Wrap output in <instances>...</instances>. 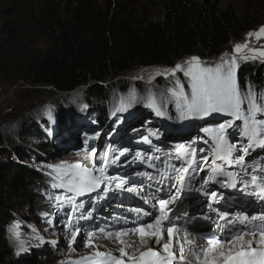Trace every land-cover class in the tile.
<instances>
[{
	"label": "trees",
	"instance_id": "1",
	"mask_svg": "<svg viewBox=\"0 0 264 264\" xmlns=\"http://www.w3.org/2000/svg\"><path fill=\"white\" fill-rule=\"evenodd\" d=\"M9 2L0 0V31L5 35V47L10 46L16 31L11 19L14 8H5ZM243 2L264 5V0H45L40 8L28 12L42 32L44 43L30 50L16 69V79L59 91L79 89L80 100L100 112L96 118L103 125L108 121L107 108L120 102L111 99L114 90L120 91L126 103L130 99L129 81L123 78L128 68L165 69L184 56L205 59V66L219 63L211 59L230 42L242 38L252 25L249 13L235 6ZM5 58L0 54V76L10 73ZM236 76L242 94L249 87L257 94L264 93V62L240 63ZM178 78L188 91L187 78L180 74ZM171 79L158 76L152 83L141 80L135 88L145 95L131 102L149 105L152 97L162 108L167 105L166 124L177 130V124L184 125L186 119L180 118L168 92L174 86ZM48 92L51 94L52 90ZM13 114L9 121L16 118ZM20 123L22 134L28 136L16 135L17 141L12 143L0 122V264L27 260L15 255L7 229L16 220L32 223L23 211L29 203L48 214L51 203H57L60 190L52 187L57 181L49 177L44 167L52 163L59 148L48 132L41 131L39 121L38 125ZM32 137L37 140L31 141Z\"/></svg>",
	"mask_w": 264,
	"mask_h": 264
},
{
	"label": "rangeland",
	"instance_id": "2",
	"mask_svg": "<svg viewBox=\"0 0 264 264\" xmlns=\"http://www.w3.org/2000/svg\"><path fill=\"white\" fill-rule=\"evenodd\" d=\"M9 1V4L6 5L5 8H14L15 13L11 19L14 22L16 31L10 46L6 47L3 44L5 35L0 31V54L6 57V66L10 67L8 76L6 74L0 76V122L2 123L4 131L9 134L8 137L11 142L15 143L17 141V136H23V138L28 136L22 134L23 126H21L20 122H26L25 124L27 125H32L33 123L38 125L37 121L40 122L41 131L44 134L45 131L46 133L48 132L51 140H53L54 144L59 148L52 163L44 165L47 169V174L52 173V175L48 174L52 180L55 173L50 166L75 162H82L90 165L93 158L90 156L89 150L92 148L97 150L95 161L98 166L102 155L104 153L108 154L110 164L107 169V175L110 178H116L115 181L109 179L102 185L101 189H97L90 194L75 196L74 202L77 205L75 211L72 210V204L68 199L63 201L61 206L54 202L51 203L52 205L47 215L42 214L41 209L38 208L37 205L29 203L24 207L23 211H25V215L31 219L30 221H32V223L26 224L23 220H16L11 223L7 229L10 245L15 255L27 257V260L25 262H20V264H73L75 260L85 257L94 251L93 248L84 246L87 239V232L93 231L95 232V243L99 245V250L112 251L118 256V249L123 245H121L117 239H115V241L110 239V241L104 238V234L98 231L99 228H105L108 231L124 228L120 226L115 227L116 221L114 222V219L112 220L109 213H107L106 210H109L108 207L110 205L107 206L105 200L107 202H114L117 198L116 182L123 179L125 184H127L131 173L136 170L135 168L141 166L144 162H149V145L145 147L139 146L134 139L131 144L129 143V138L125 136L128 135L127 133L131 129H136L137 136L142 140L144 145V143L146 144L144 140L145 135L149 134V131L153 133L151 125H159V127L156 128L155 135H157V133H162L164 132V126L162 127L161 124L165 125L164 123H167V118L165 114L158 116L155 109L148 108L150 107L149 105L142 104L137 106L139 104H137V102L134 104L131 102L130 104L132 105L127 108V111L117 112L113 115L116 107L120 104V102H116V106L107 108L105 111L108 122L102 129L100 122L96 118V116H99L100 112L95 107H84L86 104L82 103L80 100L81 93L79 89L66 94H60L56 91H52V93L49 94L50 92L48 91H51V89L48 90L45 86L33 85L23 80H17L18 70L16 69L25 61L30 54V50L39 48L44 43L42 32L29 17L28 12L29 9L40 8L45 0ZM97 1L101 2V0ZM235 6L249 13L252 25L242 38L230 42L229 45L215 58H212L211 61L220 62L221 56L225 53L229 54V57L236 54L234 53V46L238 43L244 44L247 42L249 48L258 50L264 47V37L260 40H257L254 36L251 38L248 37V33L255 32L261 26H264V5L260 6L243 2L235 3ZM244 51L247 52V49ZM191 57L193 56H184L176 61L173 66L171 65L165 69H160L155 66H141L140 68L131 69L123 77L125 80L129 81V83H127V90L130 93L133 91L132 89H134L136 92L135 100H137V98L141 99L145 94H141L136 90V83L144 79L152 83L158 76L165 77L163 75H157V73L163 72L166 69H171L178 63L184 65ZM200 61L205 62V59H200ZM249 61L264 62V58L249 59L247 61L241 59L238 60V65ZM179 74L183 76L182 72H177L176 77H179ZM6 76L8 78H6ZM167 77L172 78V81H175L176 78L170 75ZM119 93L120 91L114 90L111 99L116 98L117 101L118 99L121 101ZM62 96L66 97H64V100L66 99L65 102L61 100L63 98ZM171 99L173 98L171 97ZM56 100H58V104ZM165 102L167 104L171 103L170 100H165ZM109 103H111V101ZM166 106L167 105H164L162 108L163 112H166ZM49 112L51 118H49ZM10 114L16 116L12 121H9ZM226 118L229 119L228 117ZM226 118H217L213 121L214 123L211 127H215L217 123L227 121ZM189 130L190 133L189 131L186 133L185 139L182 142L190 140L195 134L194 131H191L190 127ZM168 135L169 138L163 133L161 134L162 140L164 137V140L167 139L165 141L168 143L179 142V140L183 138L175 139L172 138L174 134L168 133ZM238 136L239 134H237V137ZM147 138L151 137L149 136ZM30 139L31 141L37 140V138L33 139V137ZM234 139H236L234 143L238 144L240 147L246 146V141L242 140L241 137H235ZM204 141L205 139H203V142ZM207 148H209V144L200 142L197 150L200 152V149ZM254 148L256 149L251 150L248 156L245 157V162L249 163L253 156H256L254 159L255 163H258L259 159L264 158V147L258 150L259 147L257 145ZM174 149L171 153H168L167 158L163 161H152L153 159L150 158L151 164L156 166L159 165V169H164L166 166L171 168V173L174 174V178L169 181L171 184L176 183V173L172 170V165L180 167L183 163L180 159L172 158ZM121 152H123V155L120 154ZM200 153V157L198 156L196 159L197 163L205 154V152ZM117 156L119 159H117L115 163H111L113 158ZM162 163L163 165H160ZM142 170H144L145 173L147 172V169ZM253 175L258 177V181L262 180V176H264V165H260ZM207 177L208 173L204 170L191 171L184 182V189L187 188L186 186H195L196 182L199 183L196 187L199 186L204 188L209 186L212 182L208 184L203 183ZM124 188L128 187L124 185ZM62 197H73V194L64 192ZM81 214H83L85 218L81 219ZM69 219L74 227L80 228V233L77 235L74 244H70L72 229L67 226ZM17 231L19 232V236L15 234ZM41 237L44 242H41ZM147 240L149 243L148 238ZM53 241H55V243H52ZM136 242L139 243L138 240L135 241V244H137ZM22 247L24 250H21ZM71 249H75V251ZM129 251H131V249ZM177 264L179 263L177 262Z\"/></svg>",
	"mask_w": 264,
	"mask_h": 264
},
{
	"label": "snow or ice",
	"instance_id": "3",
	"mask_svg": "<svg viewBox=\"0 0 264 264\" xmlns=\"http://www.w3.org/2000/svg\"><path fill=\"white\" fill-rule=\"evenodd\" d=\"M253 36L257 40L264 37V26L255 32L248 33L249 38ZM246 49L247 52L244 51ZM234 53L239 55L233 54L229 57V54L225 53L215 66H205L198 57L193 56L184 65L178 63L171 69L157 73V75L165 77L169 75L176 77L177 72H182L183 76L187 78L188 91L185 90L184 84L178 77L175 78L174 86L168 89L181 119L206 118L213 113L231 117L230 120L219 123L215 127L203 129L210 138L204 141L205 144H209V148L200 149L201 152L207 153L200 158L201 161L207 164L210 156L213 164L210 175L203 183L215 182L219 183L221 187H235L238 174L227 169L234 165H244L245 157L248 156L250 150L257 145H264V93L257 94L249 87L248 91L242 94L236 76L238 60L264 58V47L258 50L249 48L247 42L238 43L234 46ZM134 99L135 92L133 90L130 92L129 101L126 103L122 98L113 115L117 112L127 111ZM149 106L155 109L158 116L164 115L162 106L157 104L152 97H149ZM49 118H51L50 112ZM235 121H242L239 135L246 141V146L238 148L237 144L229 138L228 129L233 128ZM144 140L150 143L147 137H144ZM174 151L176 158L183 162L180 167L172 165V170L176 173V183L171 184L170 188H174L175 193L169 195L168 198L159 199H156L154 194H150L151 198L155 200L152 205L153 211L141 208L131 209L137 213V220L131 222L132 227H124L115 231H108L105 228L98 229L100 233L104 234V238L115 237L123 245L118 249V256L112 251H100L99 245L95 243V232L89 231L84 246L93 248L94 251L75 260L73 264H177V261L180 264H264V218H261L258 225H253L251 228L247 225L239 231L227 228V236L222 234L225 231V226L214 222L215 228L209 234L202 236L206 240L205 244H197L188 239L186 229L183 237L180 236L181 228L175 222L180 217L176 215L173 206L183 192L184 182L188 178L189 171L195 172L202 169L196 161V150L190 145L179 144ZM237 152L239 154L234 155ZM89 154L93 158L90 165L75 162L50 166L55 173L53 180L57 181L52 184V187L64 189L73 194V197H66L72 204L73 211L77 208L74 202L75 196L90 194L101 189L109 179L116 180V178H110L107 175L110 164L107 153L101 157L99 166L95 161L97 150L92 148L89 150ZM120 154L123 155V152ZM117 159H119L118 156L114 157L111 163H115ZM48 174L52 175V173ZM247 174V170H245V175ZM161 175L164 174L161 173ZM218 177H224V179H217ZM168 178L171 179L170 176ZM251 182L254 189L259 188L260 193L264 194V179L258 182V177L252 175ZM124 184L125 181L120 179L115 186L128 192L136 191L134 187L124 188ZM246 186L247 184H245ZM197 190L199 191V189ZM205 195L209 197V207L213 202H218L219 194L216 191L205 192ZM261 198L264 199V195H261ZM144 203H148V198H144ZM145 217L151 219L145 220ZM80 218L85 217L81 214ZM205 219H211V217H205ZM219 219H225V215H219ZM225 223L226 225L233 224L230 220H226ZM241 223L243 224V221ZM67 226L72 229L70 244H74L80 233V228L74 227L70 219ZM15 234L19 236L18 231ZM129 235L139 236L144 250L138 249L135 246V241L127 242L123 239ZM145 238L154 240V247H149ZM40 239L41 242H44L42 237ZM185 243L189 245L187 257L185 256ZM177 247L179 255L176 252ZM21 250H24L23 247ZM71 250L75 251V249Z\"/></svg>",
	"mask_w": 264,
	"mask_h": 264
},
{
	"label": "bare ground",
	"instance_id": "4",
	"mask_svg": "<svg viewBox=\"0 0 264 264\" xmlns=\"http://www.w3.org/2000/svg\"><path fill=\"white\" fill-rule=\"evenodd\" d=\"M219 186H220V184H218ZM125 193H127L126 191L125 192H123V194H125ZM197 194V191L196 190H190L188 193H186V195L185 196H188V197H190L191 198V200L190 201H188L187 202V208L188 209H190V214H191V216H187V219L188 220H192V221H196V215H194V216H192V214H194V212H195V199H192V198H194V196ZM261 193L259 192L258 193V195H260ZM184 196V197H185ZM235 198H243V193H240V194H237V196H235ZM259 198V200H261L260 199V196L258 197ZM183 200V199H182ZM261 201H263V200H261ZM175 206V205H174ZM173 206V207H174ZM229 208V207H228ZM230 210H228L229 211V213H233L232 212V210H234V208H229ZM147 210L148 211H153L151 208H149V207H147ZM176 212V211H175ZM227 215H229L228 213H227ZM145 220H148V219H151L150 217H145L144 218ZM179 223H182V222H179ZM133 226V225H132ZM131 226V227H132ZM195 225H191V227H194ZM183 235H184V231L183 230H181V233H180V236L181 237H183ZM126 238V239H125ZM114 241H115V237H113L112 238ZM123 239H125L126 241H128V242H132V241H136V240H138L139 241V243H137V244H135V246L138 248V249H141V250H144V245L141 243V240H140V237L139 236H131V235H129V236H126V237H123ZM188 239H190V240H193V241H195L196 243H197V240L195 239V238H193V237H191L190 235H189V233H188ZM110 240V239H109ZM145 240H146V243H147V245L149 246V247H154V245H155V241L154 240H152V239H149V243L147 242L148 240H147V238H145ZM111 241V240H110ZM174 243H176V241H174ZM198 244V243H197ZM184 248H185V256L187 257L188 256V248H189V245L187 244V243H185L184 244ZM130 250V249H129ZM176 252H177V255H179V248L177 247L176 248ZM178 262V261H177Z\"/></svg>",
	"mask_w": 264,
	"mask_h": 264
},
{
	"label": "water",
	"instance_id": "5",
	"mask_svg": "<svg viewBox=\"0 0 264 264\" xmlns=\"http://www.w3.org/2000/svg\"><path fill=\"white\" fill-rule=\"evenodd\" d=\"M177 61H178V60H177ZM175 62H176V61H175ZM172 66H173V65H172ZM138 68H140V67H138ZM130 70H131V68H130V69L128 68V69L125 70V71L127 72V71H130ZM123 75H124V74L119 75V76L122 77ZM116 78H118V76L115 77V78H111V79H116ZM111 79H108V80H111ZM112 81H113V80H112ZM45 88H46V89H51L52 91H54V92L56 91L57 93H60V94H64V93L66 94V93H69V92H74V91H76V90H74V91H73V90H72V91H69V90L59 91V90H57L56 88H54V87H52V86H48V87H45Z\"/></svg>",
	"mask_w": 264,
	"mask_h": 264
}]
</instances>
